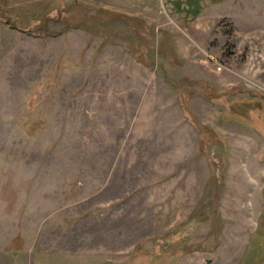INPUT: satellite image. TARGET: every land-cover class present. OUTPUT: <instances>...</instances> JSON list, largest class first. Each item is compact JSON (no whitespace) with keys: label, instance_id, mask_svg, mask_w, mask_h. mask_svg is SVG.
<instances>
[{"label":"rangeland","instance_id":"rangeland-1","mask_svg":"<svg viewBox=\"0 0 264 264\" xmlns=\"http://www.w3.org/2000/svg\"><path fill=\"white\" fill-rule=\"evenodd\" d=\"M255 100L264 0H6L0 264H264Z\"/></svg>","mask_w":264,"mask_h":264},{"label":"trees","instance_id":"trees-1","mask_svg":"<svg viewBox=\"0 0 264 264\" xmlns=\"http://www.w3.org/2000/svg\"><path fill=\"white\" fill-rule=\"evenodd\" d=\"M5 5H6V0H0V13H2V8H3ZM1 17L4 18V22H5L6 25H8L9 27H12V28H16L15 24L12 23L8 18H6V17H4V16H2V15H1ZM24 32L31 33L32 31H31V30H25ZM255 102L259 105V103H260V104H263L264 101H263V100H255ZM248 121H249L251 124H253V125L256 124V123H255V120H254L253 118L248 119Z\"/></svg>","mask_w":264,"mask_h":264}]
</instances>
